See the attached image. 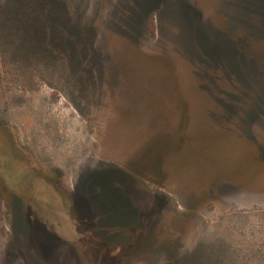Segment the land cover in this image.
<instances>
[{
	"label": "rangeland",
	"instance_id": "rangeland-1",
	"mask_svg": "<svg viewBox=\"0 0 264 264\" xmlns=\"http://www.w3.org/2000/svg\"><path fill=\"white\" fill-rule=\"evenodd\" d=\"M259 69L264 0H0V264H264Z\"/></svg>",
	"mask_w": 264,
	"mask_h": 264
},
{
	"label": "flooded vegetation",
	"instance_id": "flooded-vegetation-1",
	"mask_svg": "<svg viewBox=\"0 0 264 264\" xmlns=\"http://www.w3.org/2000/svg\"><path fill=\"white\" fill-rule=\"evenodd\" d=\"M114 185V184H113ZM116 189V191L114 190ZM109 192L111 194H114V196H119V193H117V186L114 185L112 187V189L109 190ZM119 198L121 200H124V201H127V195L126 193L125 194H121V196H119ZM125 218V216H123ZM85 218H88V217H85ZM136 220L138 219V217L135 218ZM84 226V224H83ZM79 238L78 240L82 241V246L85 247V250H88V252H91V253H94L95 251H98V249H102L104 248L106 250V252L111 256V257H114L115 259L117 258V254H115V252H117V247L114 246V248H107L104 246L105 245H108L112 246V243L115 242V240L113 239H110L112 242H109L107 240H105V238L102 239L101 237V240L99 239V234L96 233V230L94 231V229L92 227L90 228H85L84 229H81V231H79ZM93 255V254H92Z\"/></svg>",
	"mask_w": 264,
	"mask_h": 264
},
{
	"label": "water",
	"instance_id": "water-1",
	"mask_svg": "<svg viewBox=\"0 0 264 264\" xmlns=\"http://www.w3.org/2000/svg\"><path fill=\"white\" fill-rule=\"evenodd\" d=\"M257 75H258V84L263 85V83H264V69H259Z\"/></svg>",
	"mask_w": 264,
	"mask_h": 264
}]
</instances>
